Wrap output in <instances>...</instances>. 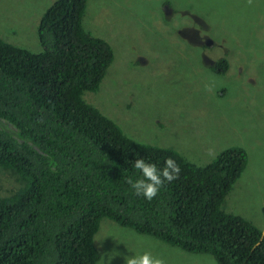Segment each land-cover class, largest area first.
I'll list each match as a JSON object with an SVG mask.
<instances>
[{
  "label": "trees",
  "instance_id": "obj_1",
  "mask_svg": "<svg viewBox=\"0 0 264 264\" xmlns=\"http://www.w3.org/2000/svg\"><path fill=\"white\" fill-rule=\"evenodd\" d=\"M85 6L55 0L40 18L37 53L0 37V175L15 182L0 196V264H97L102 219L217 264H264V234L222 209L246 168L243 148L199 166L135 142L83 100L114 59L111 46L83 28ZM208 68L224 75L228 63ZM136 154L158 168L172 157L181 168L151 201L127 183L139 176L129 162Z\"/></svg>",
  "mask_w": 264,
  "mask_h": 264
},
{
  "label": "rangeland",
  "instance_id": "obj_2",
  "mask_svg": "<svg viewBox=\"0 0 264 264\" xmlns=\"http://www.w3.org/2000/svg\"><path fill=\"white\" fill-rule=\"evenodd\" d=\"M54 1L0 0V37L39 52V21ZM82 26L114 55L98 90L83 100L135 142L173 149L199 166L227 148H243L246 168L222 209L263 232L264 0L251 6L247 0H86ZM188 40L211 61L223 55L227 72L196 59ZM9 184L2 173L0 196L15 186ZM94 243L97 264H125V256L145 251L166 264H217L210 254L189 253L108 219L100 221Z\"/></svg>",
  "mask_w": 264,
  "mask_h": 264
},
{
  "label": "clouds",
  "instance_id": "obj_3",
  "mask_svg": "<svg viewBox=\"0 0 264 264\" xmlns=\"http://www.w3.org/2000/svg\"><path fill=\"white\" fill-rule=\"evenodd\" d=\"M247 4L251 6L253 0H247ZM206 67L208 68V66ZM205 89L211 91L212 85L206 84ZM129 162L138 170L139 176L135 180L131 177L128 178L127 183L137 196H143L148 201L158 195L166 182L170 183L178 179L181 172L180 165L172 157L165 159L162 168H158L155 163L147 161L144 156L139 154H136L134 160ZM263 232L261 231L262 234H264ZM124 261L125 264H166L164 259L156 257L148 251L139 255L125 256Z\"/></svg>",
  "mask_w": 264,
  "mask_h": 264
},
{
  "label": "flooded vegetation",
  "instance_id": "obj_4",
  "mask_svg": "<svg viewBox=\"0 0 264 264\" xmlns=\"http://www.w3.org/2000/svg\"><path fill=\"white\" fill-rule=\"evenodd\" d=\"M188 44H193L194 45V49H196V52H197V57L196 59L200 60L201 62L203 61L204 65L208 66L209 64H212L213 62L215 61H218V59H222L224 58L223 55L218 58L217 60H214V61H211L207 56L206 54L202 53V46H198L196 44H194L192 41H186ZM225 59V58H224ZM228 63V62H227Z\"/></svg>",
  "mask_w": 264,
  "mask_h": 264
},
{
  "label": "water",
  "instance_id": "obj_5",
  "mask_svg": "<svg viewBox=\"0 0 264 264\" xmlns=\"http://www.w3.org/2000/svg\"><path fill=\"white\" fill-rule=\"evenodd\" d=\"M166 12H167V10H166Z\"/></svg>",
  "mask_w": 264,
  "mask_h": 264
}]
</instances>
